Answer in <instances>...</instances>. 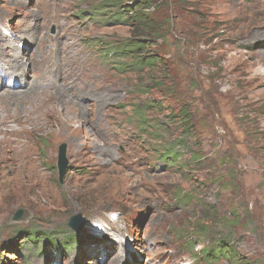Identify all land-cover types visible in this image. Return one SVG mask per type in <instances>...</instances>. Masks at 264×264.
<instances>
[{"label": "rangeland", "instance_id": "rangeland-1", "mask_svg": "<svg viewBox=\"0 0 264 264\" xmlns=\"http://www.w3.org/2000/svg\"><path fill=\"white\" fill-rule=\"evenodd\" d=\"M132 1L0 0V126L19 130L0 132V264H236L201 255L218 240L264 264V0L152 1L176 99L107 56L130 41ZM178 13L207 41L188 44Z\"/></svg>", "mask_w": 264, "mask_h": 264}, {"label": "trees", "instance_id": "trees-1", "mask_svg": "<svg viewBox=\"0 0 264 264\" xmlns=\"http://www.w3.org/2000/svg\"><path fill=\"white\" fill-rule=\"evenodd\" d=\"M153 0H133L131 3H129L128 10L126 12L129 14V26L131 27L130 32H131V37L130 41H125L122 44H111L107 47V56H113L116 60H118L119 63V71H127L133 69L135 74L138 76H142V78L139 77L140 83H144V78H149L151 81H154L155 76V86L157 90H159L160 93H164L163 95L170 94L173 96L174 99L178 98L177 95L179 94V89L177 88L175 84L176 77L172 76L173 74H169L170 71L169 69L166 70V75L165 80L167 83H162V81L159 80L160 75L156 74V72L161 73L162 71V57L164 54V48L161 47V45H158V40L162 39L163 41H166V35L167 33L171 30L172 26L168 18L166 19L165 17L162 18L161 13H159V9L157 12H151V6L153 5ZM119 2V5H122V2ZM167 2V0H166ZM165 4H169V1ZM117 5V4H116ZM180 17V22H176V28L181 29V33L183 36L187 37L185 41H187L188 44H191L192 46H195L199 41L204 43L203 38L205 37V40L207 41V36L206 34H200L199 29L203 30V26L199 22L193 21V27L192 24L186 23L185 17L183 20V13H178ZM184 41V43H185ZM153 46H156L155 51H147L148 48H151ZM163 48V49H162ZM152 50V48H151ZM147 52V53H146ZM163 52V54H162ZM167 54V53H166ZM200 56L201 52L198 53ZM184 55V53H182ZM186 57L188 54H186ZM125 59H128L130 61H127ZM123 60V61H120ZM196 59L194 58L193 61ZM164 64V63H163ZM165 67V65H164ZM118 68V67H117ZM172 76V77H171ZM210 80V79H208ZM170 81V82H168ZM194 83L196 82L195 80H192ZM150 86V85H149ZM151 88V87H149ZM144 90V89H143ZM145 91V90H144ZM143 91V92H144ZM146 93L150 92V89H146ZM157 107L156 105H146V108H151ZM158 106H162L160 103ZM179 112H183L182 116L185 121V124L187 125L188 128H192V124L196 122V117L194 116L192 109L190 108H185L184 106L181 107ZM134 116L137 118L138 124L142 123L145 124L148 120L146 118L145 112L144 111H138L135 108L133 109ZM181 114V113H179ZM248 129V128H246ZM245 129V130H246ZM196 130V129H194ZM158 133L160 131H157ZM227 139V138H226ZM224 139L225 142H230V139ZM247 142L250 143L249 141L251 140L250 138L246 137ZM260 138H257V140ZM257 142V141H256ZM245 143V142H244ZM226 145V143H225ZM168 154H173L175 156V159L177 160V150L176 147H171L168 148ZM234 156V154L232 153ZM237 155V154H236ZM255 156V155H254ZM203 157V155L198 154L197 156H192V158L196 160H200ZM233 172V170H232ZM229 179V182H233L236 177L231 174ZM241 187V184H240ZM242 188V187H241ZM264 196V194H263ZM35 233H31L28 235V238L33 239V242H35L36 239L34 236ZM70 234H77L76 232H71ZM33 235V237H32ZM202 253V256H209V255H214L213 258H228L232 262H235L238 264V253H236L232 247L222 245V241L218 240L216 242V246L213 247V249H204L201 248L200 250Z\"/></svg>", "mask_w": 264, "mask_h": 264}, {"label": "water", "instance_id": "water-1", "mask_svg": "<svg viewBox=\"0 0 264 264\" xmlns=\"http://www.w3.org/2000/svg\"><path fill=\"white\" fill-rule=\"evenodd\" d=\"M66 152H67V144L62 143L59 146V158H58V167L60 171V180L62 179L63 174L66 171V167L68 165V160L66 159ZM27 216V213L24 212V209H19L16 214L13 216L14 220H21L25 219ZM86 221V217L82 213H77L71 217L68 224L71 227L72 230L80 233L82 232V227Z\"/></svg>", "mask_w": 264, "mask_h": 264}, {"label": "bare ground", "instance_id": "bare-ground-1", "mask_svg": "<svg viewBox=\"0 0 264 264\" xmlns=\"http://www.w3.org/2000/svg\"><path fill=\"white\" fill-rule=\"evenodd\" d=\"M11 65H13L12 63H11ZM12 68V67H11ZM16 68V67H15ZM31 68V67H30ZM48 69V68H47ZM50 70V69H49ZM66 80H68L69 79V76H70V74H71V72H70V69H67L66 71ZM15 73V72H14ZM70 80V79H69ZM68 80V81H69ZM28 94V93H27ZM47 110L48 109H46V110H43V114H41V117H37L35 120H34V122L35 123H38L39 125H41L42 126V123L44 122V121H46V119H45V117H46V114L48 113L47 112ZM83 111H84V109H83ZM44 115V116H43ZM50 115L52 116V114L50 113ZM1 117H0V119H2L3 118V115H0ZM33 117V116H32ZM52 118V117H51ZM23 121V120H22ZM42 121V122H41ZM24 122V121H23ZM31 122V121H30ZM7 125V124H6ZM4 127H5V121H2V123H1V126H0V132L2 131V132H4V131H6V132H10V133H15V132H17V131H19V130H17V129H14L12 126H9L10 127V129H8V128H5L4 129ZM22 128V127H21ZM34 162V161H33ZM30 164V163H29ZM33 170L34 169H37V166H36V164L35 163H33ZM31 167V166H30ZM39 168V167H38ZM95 243H97V242H95ZM130 248L132 249L133 248V245H130ZM89 254V253H88Z\"/></svg>", "mask_w": 264, "mask_h": 264}]
</instances>
